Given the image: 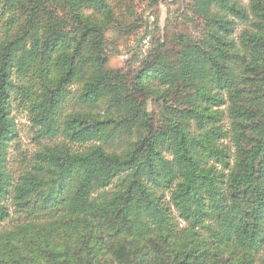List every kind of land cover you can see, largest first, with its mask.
Segmentation results:
<instances>
[{
	"label": "trees",
	"instance_id": "1",
	"mask_svg": "<svg viewBox=\"0 0 264 264\" xmlns=\"http://www.w3.org/2000/svg\"><path fill=\"white\" fill-rule=\"evenodd\" d=\"M131 3L0 0V264H264V0L111 68ZM14 104L59 136L17 174Z\"/></svg>",
	"mask_w": 264,
	"mask_h": 264
},
{
	"label": "rangeland",
	"instance_id": "2",
	"mask_svg": "<svg viewBox=\"0 0 264 264\" xmlns=\"http://www.w3.org/2000/svg\"><path fill=\"white\" fill-rule=\"evenodd\" d=\"M115 3V0H108ZM245 4H251L250 0H243ZM133 14L129 16L128 22L135 20L133 29H111L106 37L109 41L108 52L110 54L109 67H123L129 58H140L150 48L151 38L159 37L161 40L165 34L174 31L188 29L195 34L194 27L188 22L190 12L187 8V0H157L152 4L151 0H132ZM239 28H243L239 26ZM148 109L156 112L152 103ZM12 113L15 119L17 134L14 137V150L11 148L9 166L12 174H17L23 169L24 159H28L44 145L54 143L59 136L52 139L40 138L37 128L31 127L29 116L25 110L14 104ZM107 261V258H105Z\"/></svg>",
	"mask_w": 264,
	"mask_h": 264
}]
</instances>
